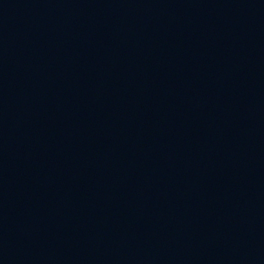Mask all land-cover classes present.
<instances>
[{"label":"water","instance_id":"obj_1","mask_svg":"<svg viewBox=\"0 0 264 264\" xmlns=\"http://www.w3.org/2000/svg\"><path fill=\"white\" fill-rule=\"evenodd\" d=\"M0 264H264V0H0Z\"/></svg>","mask_w":264,"mask_h":264}]
</instances>
